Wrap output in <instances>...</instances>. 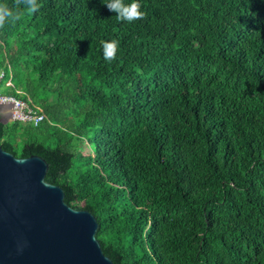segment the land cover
Returning <instances> with one entry per match:
<instances>
[{
  "label": "trees",
  "instance_id": "16d2710c",
  "mask_svg": "<svg viewBox=\"0 0 264 264\" xmlns=\"http://www.w3.org/2000/svg\"><path fill=\"white\" fill-rule=\"evenodd\" d=\"M36 2L0 0V95L46 118L2 147L48 161L114 264H264V0Z\"/></svg>",
  "mask_w": 264,
  "mask_h": 264
},
{
  "label": "water",
  "instance_id": "95a60500",
  "mask_svg": "<svg viewBox=\"0 0 264 264\" xmlns=\"http://www.w3.org/2000/svg\"><path fill=\"white\" fill-rule=\"evenodd\" d=\"M14 102H0V121ZM48 161L19 157L0 144V264H114L96 233L98 218L69 205L62 186L48 182Z\"/></svg>",
  "mask_w": 264,
  "mask_h": 264
},
{
  "label": "clouds",
  "instance_id": "9594fccd",
  "mask_svg": "<svg viewBox=\"0 0 264 264\" xmlns=\"http://www.w3.org/2000/svg\"><path fill=\"white\" fill-rule=\"evenodd\" d=\"M104 4L106 7L116 14L118 20L132 22L137 19H141L144 15L143 11L140 10L141 6L138 0H105ZM23 5L27 7L30 12L37 11L36 0H23ZM17 19V10L15 5H0V25L5 23H11ZM103 57L106 61H110L115 58L116 45L108 42L102 45Z\"/></svg>",
  "mask_w": 264,
  "mask_h": 264
},
{
  "label": "built area",
  "instance_id": "2783aa9c",
  "mask_svg": "<svg viewBox=\"0 0 264 264\" xmlns=\"http://www.w3.org/2000/svg\"><path fill=\"white\" fill-rule=\"evenodd\" d=\"M2 74L0 75V79ZM14 102L13 120H20L22 122H31L39 124L42 122L46 115L37 107L30 105L27 101L15 96H2L0 95V102L4 101Z\"/></svg>",
  "mask_w": 264,
  "mask_h": 264
},
{
  "label": "rangeland",
  "instance_id": "374dc122",
  "mask_svg": "<svg viewBox=\"0 0 264 264\" xmlns=\"http://www.w3.org/2000/svg\"><path fill=\"white\" fill-rule=\"evenodd\" d=\"M14 122L13 118L11 120H9L8 122H5L6 125H11ZM4 139L1 138L0 142L3 141Z\"/></svg>",
  "mask_w": 264,
  "mask_h": 264
},
{
  "label": "bare ground",
  "instance_id": "6f19581e",
  "mask_svg": "<svg viewBox=\"0 0 264 264\" xmlns=\"http://www.w3.org/2000/svg\"><path fill=\"white\" fill-rule=\"evenodd\" d=\"M8 122V121H7Z\"/></svg>",
  "mask_w": 264,
  "mask_h": 264
}]
</instances>
